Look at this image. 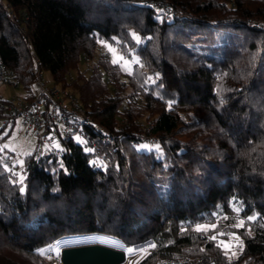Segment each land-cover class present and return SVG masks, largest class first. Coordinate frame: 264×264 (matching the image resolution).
Wrapping results in <instances>:
<instances>
[{
	"label": "trees",
	"instance_id": "obj_1",
	"mask_svg": "<svg viewBox=\"0 0 264 264\" xmlns=\"http://www.w3.org/2000/svg\"><path fill=\"white\" fill-rule=\"evenodd\" d=\"M153 1L0 0V56L23 93L48 71L93 120L59 155L0 157V264L101 235L153 241L138 264H264V0ZM101 42L121 60L88 74Z\"/></svg>",
	"mask_w": 264,
	"mask_h": 264
},
{
	"label": "built area",
	"instance_id": "obj_2",
	"mask_svg": "<svg viewBox=\"0 0 264 264\" xmlns=\"http://www.w3.org/2000/svg\"><path fill=\"white\" fill-rule=\"evenodd\" d=\"M144 1L150 2L152 0ZM153 2L167 10L165 0ZM36 83L35 98L27 97L23 91L17 92L16 89L21 85V81L14 69L5 64L0 56L1 118L4 119L5 123H10L13 126L16 119L21 117L26 132L31 131L37 136L38 156L59 155L62 153L61 136L70 137L77 134L81 138H86L88 136L87 126L93 120L76 95L69 89L50 85L42 71L37 73ZM101 132L105 139L112 141L107 129L102 128ZM0 157L6 165L11 166L12 160L1 146ZM153 244H149V248H152ZM44 256L50 264H63L60 251H47Z\"/></svg>",
	"mask_w": 264,
	"mask_h": 264
},
{
	"label": "rangeland",
	"instance_id": "obj_3",
	"mask_svg": "<svg viewBox=\"0 0 264 264\" xmlns=\"http://www.w3.org/2000/svg\"><path fill=\"white\" fill-rule=\"evenodd\" d=\"M100 46L95 49V52L92 56H84V58L81 61V68L86 69L87 73L89 74L94 66L98 65V62L101 58V56H104V53L108 55L113 60H121L119 56L121 54H118V50L115 47H112L111 45L102 44V42L99 44ZM123 59V58H122ZM121 64L122 69L130 70L131 69V63L127 59H123ZM75 72H73V75ZM44 77L47 80L49 84L53 83V79L51 74L48 71H44ZM33 88L36 90L37 83L35 81ZM22 86L20 85L17 87L16 91L21 92ZM4 122L3 118H0V125ZM0 141V146L3 150H5L6 153H9L12 151V160L16 164L18 163L20 166L23 165V158L25 154L31 153V152H37L39 150V144L38 139L33 132L29 131L26 132V128L22 122L21 117H18L16 119V123L11 126L10 123L6 124L4 126V129L1 132V135H5ZM75 138L77 140L82 141V138L79 135H75ZM86 236H74V237H67L63 238L54 245L47 248L49 251L53 252H59L62 246L66 245H73V244H79V243H86L84 242V238ZM94 241H100L113 246H120V242L117 240V238L112 236H96ZM153 244L152 241H147L145 243L136 244L133 246L128 247L126 250L128 252V258L127 260L122 264H138V262L150 251L151 248H149V244ZM222 247L227 251H236L238 249L239 243L237 240V237L234 235H229L227 238L224 237L220 241ZM240 247V246H239ZM122 248V247H121ZM44 259L46 260L47 264H50L49 260L44 256Z\"/></svg>",
	"mask_w": 264,
	"mask_h": 264
},
{
	"label": "water",
	"instance_id": "obj_4",
	"mask_svg": "<svg viewBox=\"0 0 264 264\" xmlns=\"http://www.w3.org/2000/svg\"><path fill=\"white\" fill-rule=\"evenodd\" d=\"M63 264H122L128 258L125 248L100 241L62 246Z\"/></svg>",
	"mask_w": 264,
	"mask_h": 264
},
{
	"label": "snow or ice",
	"instance_id": "obj_5",
	"mask_svg": "<svg viewBox=\"0 0 264 264\" xmlns=\"http://www.w3.org/2000/svg\"><path fill=\"white\" fill-rule=\"evenodd\" d=\"M21 191H23V189H21ZM248 219L252 220V219H254V217H249ZM242 225H243V221H241V225H239V226H242ZM213 239H214V237H213Z\"/></svg>",
	"mask_w": 264,
	"mask_h": 264
}]
</instances>
